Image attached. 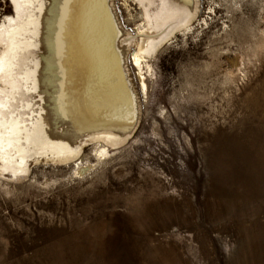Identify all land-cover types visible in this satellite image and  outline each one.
I'll list each match as a JSON object with an SVG mask.
<instances>
[{"label": "rangeland", "instance_id": "1", "mask_svg": "<svg viewBox=\"0 0 264 264\" xmlns=\"http://www.w3.org/2000/svg\"><path fill=\"white\" fill-rule=\"evenodd\" d=\"M113 1L131 128L94 172L77 170L95 161L85 137L73 162L0 174V264H264V0H198L146 59L145 92L131 66L141 7Z\"/></svg>", "mask_w": 264, "mask_h": 264}, {"label": "bare ground", "instance_id": "2", "mask_svg": "<svg viewBox=\"0 0 264 264\" xmlns=\"http://www.w3.org/2000/svg\"><path fill=\"white\" fill-rule=\"evenodd\" d=\"M133 1L141 7L142 38L131 66L139 70L137 78L145 92L146 59L175 31L190 27L200 4ZM11 4L12 15L0 14V174L27 175L32 161L73 162L84 155L85 137L94 146L95 161L86 158L77 170L90 172L103 162L108 147L126 136L132 123L130 104L133 100L138 105L134 83L127 77L128 47L117 42L123 31L116 26L114 1L11 0ZM125 4L129 7L128 0ZM159 30V37L152 35ZM68 66L80 76L70 83ZM110 74L116 79L110 80Z\"/></svg>", "mask_w": 264, "mask_h": 264}]
</instances>
